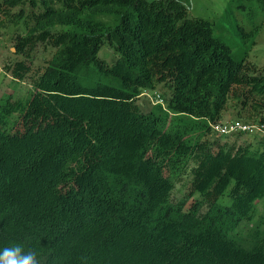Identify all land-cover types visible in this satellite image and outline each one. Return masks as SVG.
Instances as JSON below:
<instances>
[{
  "label": "trees",
  "instance_id": "16d2710c",
  "mask_svg": "<svg viewBox=\"0 0 264 264\" xmlns=\"http://www.w3.org/2000/svg\"><path fill=\"white\" fill-rule=\"evenodd\" d=\"M0 1L28 25L6 70L32 85L0 102V249L21 243L40 264H264V140L211 138L232 95L264 110L263 70L182 0ZM258 29L236 31L255 44ZM41 43L55 51L32 74ZM160 84L168 97L144 110Z\"/></svg>",
  "mask_w": 264,
  "mask_h": 264
},
{
  "label": "rangeland",
  "instance_id": "374dc122",
  "mask_svg": "<svg viewBox=\"0 0 264 264\" xmlns=\"http://www.w3.org/2000/svg\"><path fill=\"white\" fill-rule=\"evenodd\" d=\"M182 1L187 5L190 16L202 17L214 22L216 34L222 36L232 46L236 58H245L251 67L264 71V11L255 2L251 0ZM6 8L5 3L0 4V102H5L9 94H12L15 98L27 96L32 86L30 78L26 79V81L18 82L6 70L7 64L25 57L23 54L15 52L14 45L18 36L24 35L28 29L27 22L12 19L10 14L5 13ZM238 25L244 26L247 31L255 25L259 26L254 38L255 44L251 43L252 37L242 38L243 34L241 31H236ZM54 51L55 48L45 43L38 45L34 55V70L32 74H37L38 70L43 69ZM99 56L106 59L108 63H111L114 62L116 54L105 43L99 52ZM235 90L240 92L242 88L238 87ZM144 93L138 98L137 103L144 110H149L158 100L157 93L165 98L168 97L169 91L160 84L154 90L147 89ZM243 100L242 95H232L226 109L222 113V117L217 122H213L212 125L215 126L217 123L230 122L235 119L242 122L256 123V125L264 124V122L260 121L261 117L264 116V110L259 107L260 101L258 98H251L246 105L242 102ZM234 132H238V130L230 132L231 134L229 135L222 136L219 135L218 130L213 131L211 138L220 137L223 142H235L237 145H247L254 149L263 145V125L254 131H243L244 134L240 135ZM190 179L191 172L188 171L175 181V187L171 195L173 200L178 201L185 198L184 195ZM224 200L229 202L227 198H224ZM257 211H264V199L258 201ZM249 225V222L245 221L242 224V228L247 229Z\"/></svg>",
  "mask_w": 264,
  "mask_h": 264
},
{
  "label": "clouds",
  "instance_id": "9594fccd",
  "mask_svg": "<svg viewBox=\"0 0 264 264\" xmlns=\"http://www.w3.org/2000/svg\"><path fill=\"white\" fill-rule=\"evenodd\" d=\"M0 264H40L35 250H25L24 245L15 243L0 249Z\"/></svg>",
  "mask_w": 264,
  "mask_h": 264
},
{
  "label": "built area",
  "instance_id": "2783aa9c",
  "mask_svg": "<svg viewBox=\"0 0 264 264\" xmlns=\"http://www.w3.org/2000/svg\"><path fill=\"white\" fill-rule=\"evenodd\" d=\"M157 102H162L163 99L158 95ZM261 124V123H260ZM264 126V124H261ZM261 125H256V123L251 122H242L241 120H232L230 122L225 123H217L215 126H213L215 131H219L220 134H229L233 131H254L255 129L261 128Z\"/></svg>",
  "mask_w": 264,
  "mask_h": 264
}]
</instances>
